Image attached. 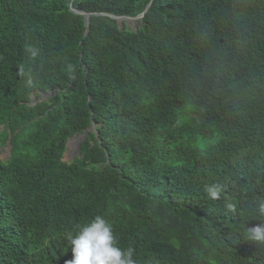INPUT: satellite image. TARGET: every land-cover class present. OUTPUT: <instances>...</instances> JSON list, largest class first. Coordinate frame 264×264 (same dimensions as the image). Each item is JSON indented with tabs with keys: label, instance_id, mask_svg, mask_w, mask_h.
I'll use <instances>...</instances> for the list:
<instances>
[{
	"label": "trees",
	"instance_id": "16d2710c",
	"mask_svg": "<svg viewBox=\"0 0 264 264\" xmlns=\"http://www.w3.org/2000/svg\"><path fill=\"white\" fill-rule=\"evenodd\" d=\"M6 145L0 264H66L97 215L135 264H264V0H0Z\"/></svg>",
	"mask_w": 264,
	"mask_h": 264
},
{
	"label": "clouds",
	"instance_id": "9594fccd",
	"mask_svg": "<svg viewBox=\"0 0 264 264\" xmlns=\"http://www.w3.org/2000/svg\"><path fill=\"white\" fill-rule=\"evenodd\" d=\"M30 51L33 56L36 55L34 49ZM207 191L210 196L216 197L214 188ZM227 208L236 212L235 204H228ZM257 210L264 216V202L258 203ZM248 233V238L252 241L264 243V222L248 228ZM67 240L71 245L73 259L66 264H135V249L119 247L111 223L101 215L80 226L74 235L68 234Z\"/></svg>",
	"mask_w": 264,
	"mask_h": 264
},
{
	"label": "rangeland",
	"instance_id": "374dc122",
	"mask_svg": "<svg viewBox=\"0 0 264 264\" xmlns=\"http://www.w3.org/2000/svg\"><path fill=\"white\" fill-rule=\"evenodd\" d=\"M139 21L140 20H137V21H132V20H129L127 21V25L129 27H131L132 29L136 30L138 29L139 27ZM54 93H48V94H40V96L38 98H36L35 96H32V103H30L31 105H34L36 103H38L39 101H46L50 98V96H52ZM82 136V135H81ZM80 136V137H81ZM78 137V136H76ZM80 137L78 139L76 138H72L70 141H80ZM69 141V143H70ZM69 143H68V146H67V151L64 155V161L70 163L72 162L76 157H79L80 156V152H79V147L77 148V143L75 144H72L70 146V149H69ZM83 143V141H82ZM81 143V144H82ZM10 151H11V147L8 145L4 146L3 148L0 149V158L2 160H8L10 158Z\"/></svg>",
	"mask_w": 264,
	"mask_h": 264
},
{
	"label": "water",
	"instance_id": "95a60500",
	"mask_svg": "<svg viewBox=\"0 0 264 264\" xmlns=\"http://www.w3.org/2000/svg\"><path fill=\"white\" fill-rule=\"evenodd\" d=\"M150 6V5H149ZM73 11L75 12V13H77V14H82V15H85V16H87V21L89 20V17H90V15L91 14H86V13H84V12H82V11H77V10H74L73 9ZM144 16H145V14H142L141 16H139V17H135V18H131V17H117V18H119V19H124V20H127V21H129V20H132V21H137V20H141V19H143L144 18ZM89 25V24H88ZM137 30V29H136ZM87 133V132H86ZM86 133H84L82 136L84 137V140H85V138H86ZM69 143V142H68ZM68 145V144H67Z\"/></svg>",
	"mask_w": 264,
	"mask_h": 264
},
{
	"label": "bare ground",
	"instance_id": "6f19581e",
	"mask_svg": "<svg viewBox=\"0 0 264 264\" xmlns=\"http://www.w3.org/2000/svg\"><path fill=\"white\" fill-rule=\"evenodd\" d=\"M83 140H84V137L81 136V137H80V141H76L78 147L80 146V144L82 143ZM76 143H75V144H76Z\"/></svg>",
	"mask_w": 264,
	"mask_h": 264
}]
</instances>
